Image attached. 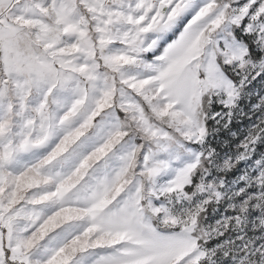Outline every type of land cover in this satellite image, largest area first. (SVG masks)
Here are the masks:
<instances>
[{"label":"snow or ice","instance_id":"1","mask_svg":"<svg viewBox=\"0 0 264 264\" xmlns=\"http://www.w3.org/2000/svg\"><path fill=\"white\" fill-rule=\"evenodd\" d=\"M0 264H264V0H0Z\"/></svg>","mask_w":264,"mask_h":264},{"label":"rangeland","instance_id":"2","mask_svg":"<svg viewBox=\"0 0 264 264\" xmlns=\"http://www.w3.org/2000/svg\"><path fill=\"white\" fill-rule=\"evenodd\" d=\"M245 123H247V121L245 120ZM224 135H222L219 139L220 140H223V139H225V137H223Z\"/></svg>","mask_w":264,"mask_h":264},{"label":"trees","instance_id":"3","mask_svg":"<svg viewBox=\"0 0 264 264\" xmlns=\"http://www.w3.org/2000/svg\"><path fill=\"white\" fill-rule=\"evenodd\" d=\"M235 130V129H234ZM223 137H225V136H223Z\"/></svg>","mask_w":264,"mask_h":264}]
</instances>
